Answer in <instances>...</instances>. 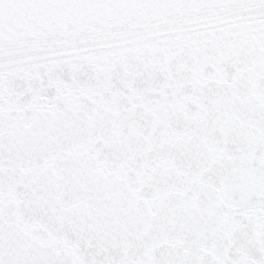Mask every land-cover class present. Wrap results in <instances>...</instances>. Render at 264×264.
<instances>
[{
    "label": "snow or ice",
    "instance_id": "6c2138e0",
    "mask_svg": "<svg viewBox=\"0 0 264 264\" xmlns=\"http://www.w3.org/2000/svg\"><path fill=\"white\" fill-rule=\"evenodd\" d=\"M0 264H264V0H0Z\"/></svg>",
    "mask_w": 264,
    "mask_h": 264
}]
</instances>
